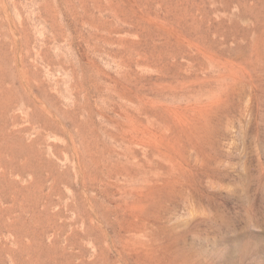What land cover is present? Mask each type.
Returning a JSON list of instances; mask_svg holds the SVG:
<instances>
[{
    "label": "rangeland",
    "instance_id": "374dc122",
    "mask_svg": "<svg viewBox=\"0 0 264 264\" xmlns=\"http://www.w3.org/2000/svg\"><path fill=\"white\" fill-rule=\"evenodd\" d=\"M0 264H264V0H0Z\"/></svg>",
    "mask_w": 264,
    "mask_h": 264
}]
</instances>
